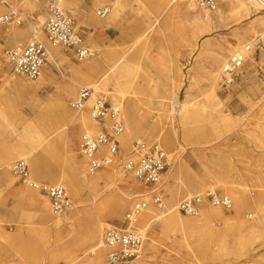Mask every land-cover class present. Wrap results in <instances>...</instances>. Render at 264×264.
<instances>
[{"label": "rangeland", "instance_id": "1", "mask_svg": "<svg viewBox=\"0 0 264 264\" xmlns=\"http://www.w3.org/2000/svg\"><path fill=\"white\" fill-rule=\"evenodd\" d=\"M47 1L42 0L40 7L43 24ZM111 1L105 0L102 4L93 6L96 1L84 0L83 5L66 10L76 19L83 44L95 52L92 59L83 62L77 61L72 51L60 48L53 50L54 47L48 43L44 32L38 38L33 37L30 23H35V17L28 11L16 9L23 20L20 25L0 23V264H62L60 257L50 256L57 248L53 238L32 244L23 237L26 229L55 231L56 227L47 223V218H43V213L48 210L52 216L69 215L72 219L67 222L66 229L82 232L85 224L104 219L106 212L101 211L99 207L103 199L114 197L127 187L131 199L120 217L105 219L111 226H122L125 214L132 207L133 197L137 195H144L148 207L162 214L167 213L184 198H193L208 192L226 197L231 202L229 209L209 204L201 208L200 215L209 211V208H218L223 215L218 217L210 211L212 217L209 226L216 231L211 235H200L199 245L191 239L190 230L193 228L175 225L168 232H163L160 221L152 222L143 233L144 264H264V238L247 243L241 252L242 245L236 244L237 231L235 226L233 227L238 220L252 224L256 216H259L260 229L264 231V113L255 118L247 112L253 102L258 101L264 105L262 40L252 49L256 59L253 68L248 67L247 57L232 86L221 88L218 79L216 94L223 106L224 115L230 121L221 126L211 139L203 133L184 139L178 119L172 114V110L176 109L174 102H177V106L185 100L198 104L206 102V83L200 77V68L196 66L198 52H190L185 47L184 40L190 38L191 34L190 17H167L168 20L161 18L160 24L163 26L166 23L163 35L157 38L155 33H150L137 41L144 30L145 22L148 18L153 22L154 17L159 14V9L151 4L153 0H140L141 4L134 0H125L124 11L110 23L109 28L106 31L96 29L93 22L85 16L93 12L98 20H106L109 13L102 18L97 15L96 10L109 6ZM196 7L199 12L201 8L197 5ZM221 7L222 1L216 10L208 11L212 16ZM9 11L11 9L7 8L0 17ZM261 14L264 15V11H261ZM257 21L258 15L255 13L233 26L217 23L213 19V30L210 33L195 35L197 45L205 40L228 48L236 46L239 39L244 42L242 45H247L258 35ZM33 39L39 40L45 46L48 62L43 68L41 78L30 81L12 74L5 61V53L23 47ZM231 55L222 56L217 71ZM117 60L120 64L116 71L110 74L106 91L100 88L96 97L104 96L109 105L114 107L110 92H113V80L121 72L125 75L127 83L125 107L128 108L134 103L142 114L153 113L157 128L149 131L139 127L130 131L131 141L129 146L124 148L122 136L128 132L126 121L122 117L124 131L117 138L119 150L112 164L115 166L113 170L124 181L117 182L116 186L103 194L101 192L104 185L101 184L97 187V192H100L94 195L84 178H91L87 172V163L79 152L81 136L86 133L80 123V116L84 113L90 116L91 106L85 105L84 109L78 111L71 103L80 91L91 87L88 78L79 74V69L97 65L103 72ZM244 67L249 69L245 80L242 78ZM192 75H196V80L191 83ZM254 80L258 83L259 90L253 87ZM10 81L26 86L37 85L38 88L34 93L16 95L8 86ZM170 86L172 88L166 102V110L157 112L152 102L154 91ZM90 93L93 94L92 90ZM62 106L66 107L67 113L63 112ZM120 113L123 115L121 110ZM91 123L87 124V127L96 128L92 135L109 127L108 121L104 127L97 125L92 119ZM256 123L259 130L254 134L258 141L249 136L253 133ZM33 131L40 135V141L33 140ZM166 136L173 141L169 146L162 143ZM137 138L141 139L140 142L157 145L171 160L157 185L165 210L158 209L152 201L151 193L154 188L142 185L123 168L125 161L132 156ZM208 140L210 142L207 144ZM19 145L32 153L30 160H26L32 178L47 184L62 185L71 202L69 209L55 213L45 195L23 186L11 170L5 168L4 157L13 147ZM17 160L19 159L13 160L11 166ZM7 172L14 181L11 182L7 179L9 177H5ZM194 182L200 184L202 192H199L201 189L192 187ZM230 189L243 192L244 200L235 203ZM25 190L47 199L48 209H42L32 198L25 197ZM179 214L182 219L192 221L195 218ZM138 223L136 230L141 225ZM109 228H104L102 240ZM223 240L226 249L220 246ZM150 244L153 249H150ZM202 247L207 248L208 258L200 254ZM241 253L243 257L238 256ZM107 254L108 249L104 245L101 264H106Z\"/></svg>", "mask_w": 264, "mask_h": 264}, {"label": "bare ground", "instance_id": "2", "mask_svg": "<svg viewBox=\"0 0 264 264\" xmlns=\"http://www.w3.org/2000/svg\"><path fill=\"white\" fill-rule=\"evenodd\" d=\"M93 1H96V3H93L94 6L96 4H102L105 0ZM134 1L140 4L142 3L140 0ZM58 2L64 10H71L72 8L83 5L84 0H58ZM41 3L42 0H1L0 15L7 8H10L11 11L15 12H17L16 9L18 8L21 11H28L35 17V23H30V28L32 30L33 37L38 38L43 34V16L40 8ZM151 4L159 9V14L157 17H154L153 22H151L150 18H148V21L145 22L144 30L138 37L137 41L145 38L150 33H155V37L157 38L163 35L162 33L164 31V26L166 25V23H164L162 26L159 22L161 18H166L168 20L167 17H190L191 34L190 38L184 40L185 47L187 48V50H190V52H194L195 50L198 52L196 58V66L200 68V77H202L206 83V102L205 104H198L197 102H194L192 100H185L182 104H179V106H177V102H174L176 103V109L172 110V114H174L178 119V126L182 130L184 139L194 138L195 135L201 133H203V135H207L211 139L213 134L218 133L221 126H224V124L230 121L229 118L224 115L222 109L223 106L216 94L221 68L220 67L219 71H217V67L220 64L222 56H224L225 54L237 53L243 47H245L246 44L242 45L244 42L239 39L236 46L228 48H224L221 44H215L211 41L205 40L197 45V38L195 35L210 33V31L213 30V19L217 23H225L226 25L233 26L248 19L252 15V13H255L258 15V35L247 45H252L253 43H255V40H262V43L264 45V15L261 14V11H264V0H222V7L218 9L212 16L211 13H209V11L206 9L201 8L198 12L195 3L192 0H153L151 1ZM125 6V0H112L110 5L107 7V14L109 13V16L104 21L98 20L93 12H90L88 16H85L86 14H84V16L93 22L96 29L106 31L109 28L110 23L124 11ZM255 34H257V32ZM192 38L195 40H190ZM90 40L91 39L89 38V41ZM253 48L254 46L252 47V49ZM55 49L57 48H53V50ZM245 55L246 58L248 57V67L253 68L256 63L253 51L251 50ZM119 64V60L112 62L108 70L103 72L98 68L99 66L97 65L88 66L85 69L78 70L79 74H84L86 76L85 78H88L91 87H88L87 89H90L93 92L86 105L91 106L96 101V96H98V91L100 90V88L106 91L105 87L108 85L109 76L111 73L116 71ZM248 70L249 69L247 67H244L242 73V78L244 80L249 75ZM41 76L38 78V80L41 78ZM195 76L196 75L191 76V83L195 82ZM113 82V92H110V95L112 97L114 107L122 111V117L126 121L128 133L122 136V140L124 148H127L132 136V132L130 131H134V129H137L139 127L146 128L149 131H153L157 128V122L156 119H154L153 113L146 112L145 114H142L140 112V108L134 105V103L128 108L125 107L124 99L127 95L125 91L127 83L125 81L124 74L122 75V73L119 72ZM8 86L11 88V92H14V94L16 95L34 93V90L38 88L37 85H35L34 87L22 84L20 85L15 81H10V83H8ZM253 87L259 90V85L255 80L253 81ZM171 88V86L164 87L162 89H156L154 91L152 102L157 112H164L166 110V102L168 100ZM8 103L10 102L8 101ZM247 109V112L250 115L252 114V116L255 118L258 115L260 116L264 113V105H261V103L258 101L251 103ZM62 110L64 113H67V109L65 106H62ZM80 123L83 127V130L87 134H92L96 131V128L94 127H87V124H92L90 116L88 114L84 113L82 116H80ZM256 130H259V125L257 123L255 125V128L252 130L253 133L251 132V134H249V136L253 137L254 141H258L254 134V132L257 133ZM32 138L33 140L40 141V135L36 131L32 132ZM140 141L141 139L137 138V142ZM172 142V138H170L169 136L164 137V139L162 140V143L165 146H169L170 144H172ZM208 142L210 141H206L207 144ZM31 154L32 153H29L26 147L20 145L18 147H13L12 150L4 157L3 164L5 165L6 169H10L11 162L13 160H30ZM114 167L115 166L113 164H110L101 168L96 172V174H93V176L91 175V178H87L86 176L84 177L87 180L88 187L91 189L94 195H97L100 192H97V187L101 184L104 185L101 192V194H103L107 192V190H111L114 186H116L117 182L124 181L123 178L121 176H118V173L113 170ZM5 177H9L7 179H9L11 182L14 181V178L10 176L9 172L6 173ZM192 187L201 189L200 184L197 182H194L192 184ZM202 191L203 190L201 189L199 192ZM230 192L233 194L235 203H241L244 200L245 194L243 192L237 189H230ZM23 195L25 197L32 198L33 201L42 209H48L49 206L47 199L38 197L29 190H25ZM129 196V188L127 187L126 190L120 191V193H118V195L114 197H105L99 205L100 210L106 212V214L103 216L104 219L102 221H92L85 224L83 229L81 227L82 232H73L72 230L70 231L66 229L67 222L72 219L69 215L52 216L51 212L47 210L48 212L45 211L43 213V218H47L46 222L51 223L56 227L55 231L36 230L28 228L26 229L23 237H25L24 239L32 244H37V241L42 243L49 238H53L57 248L55 252L50 253V256L57 255L62 259V264H101L105 245L104 241L102 240V235L105 227H111V225L106 222L105 219L120 217L125 208L128 206V202L131 199ZM205 206H203V208ZM210 211L218 217H222L223 215L222 212L218 210V208H209V211L204 212L202 215H200V211V214L198 216H194V220L191 221L182 219L180 214L175 210L174 207L165 214L156 213V211L152 207H148L140 215L138 222H140L142 226L140 225V228L138 227L137 229L141 234H143L148 229L150 224L155 221H160L161 229L163 232H168L170 228L175 225L181 228H193L190 230L192 231L190 232L191 239L196 245H199V241L201 238L200 235H211V233H215L216 231L209 226L210 218L212 217V213ZM138 222L137 224H139ZM234 226L237 231V235L235 238L236 244L242 245V248L240 249L241 252L244 251L243 247L247 245V243L256 240H262L264 238V231L260 229L261 226L259 216H256V220L252 224H247L243 221L238 220L233 224V227ZM220 243L221 248L226 249L224 240ZM149 246L150 249L154 248L152 244H150ZM200 254L205 258L209 257L207 248L202 247L200 249ZM195 256L197 255L195 254ZM238 256L243 257L244 255L243 253H241ZM197 264H199V262H197Z\"/></svg>", "mask_w": 264, "mask_h": 264}, {"label": "built area", "instance_id": "3", "mask_svg": "<svg viewBox=\"0 0 264 264\" xmlns=\"http://www.w3.org/2000/svg\"><path fill=\"white\" fill-rule=\"evenodd\" d=\"M199 8L209 11L216 10L222 0H192ZM108 6L99 7L96 13L105 17ZM46 17L43 24L48 43L54 48L72 51L79 62L88 61L95 56L89 47L83 44L76 19L60 5L58 0H48ZM22 17L18 12L9 11L0 17V23H15L20 25ZM259 41L246 45L237 53L232 54L220 68L219 85L228 88L235 83L237 72L245 62V54L252 50ZM5 61L14 76L30 81L37 80L48 62V52L37 39H33L23 47L7 51ZM89 89H83L72 101L71 106L78 111L85 108L90 98ZM91 119L100 126L109 122L108 129H102L96 134H83L80 140L79 152L87 163V172L93 175L101 168L113 163L119 150L118 136L124 131L123 118L118 108L112 107L104 96H100L90 107ZM170 159L163 149L155 144L136 142L132 156L124 163V170L146 187H153L152 201L160 210H165L161 191L157 185L160 176L170 164ZM11 173L25 187L45 195L55 213L70 208L71 202L65 188L60 184H47L36 181L30 173L26 160H17L10 167ZM212 205L229 209L231 202L226 197L208 192L193 198H184L174 207L178 213L186 216H198L201 208ZM148 208V202L142 195L133 197L131 209L125 214L120 227L111 226L105 231L104 244L108 249L106 264H144L142 246L144 236L136 230L140 215Z\"/></svg>", "mask_w": 264, "mask_h": 264}]
</instances>
